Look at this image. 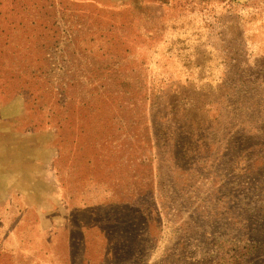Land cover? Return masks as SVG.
Here are the masks:
<instances>
[{
  "label": "rangeland",
  "instance_id": "obj_1",
  "mask_svg": "<svg viewBox=\"0 0 264 264\" xmlns=\"http://www.w3.org/2000/svg\"><path fill=\"white\" fill-rule=\"evenodd\" d=\"M20 243L264 264V0H0V264H47Z\"/></svg>",
  "mask_w": 264,
  "mask_h": 264
},
{
  "label": "trees",
  "instance_id": "obj_2",
  "mask_svg": "<svg viewBox=\"0 0 264 264\" xmlns=\"http://www.w3.org/2000/svg\"><path fill=\"white\" fill-rule=\"evenodd\" d=\"M114 56H116V54H114ZM110 59L111 58L109 56V59L108 60H106V61L104 60L103 61V65H104L103 67H107V68H110L111 69L114 65L118 64L121 61V58L119 56H116L115 58H113L112 61H110ZM112 79L115 80V81H118L119 80L120 82H122L121 83L122 84L121 85V88L123 90H130V89H132V87L129 85V82L126 81V79L123 80V81H121L120 77L118 76L116 78V75L115 74L113 75V78ZM39 111H41V107L39 108ZM82 204L85 205V203L83 202V200H80V202L78 203V205L81 206ZM111 204L114 205L113 202H111ZM83 243L80 244V245L82 246ZM38 244L39 243H30L28 245H21V243H20L17 246L18 247L25 246L26 247V251H27V253H25V254H28V252L30 251L31 253L28 254L29 256L32 255V254H34V257L44 260V263L53 264L54 262H56L58 260V257H61V258L64 259L63 262H65L63 264H70V261H69L70 259L69 258L71 256L67 255V253H63V254L60 253V255H59V252L57 250V251H54V252L52 251V254H50L49 250L48 249H44L43 246H41L40 249H39L38 248ZM81 252H82V250H81ZM26 257H28V256H26ZM31 258H33V256H31Z\"/></svg>",
  "mask_w": 264,
  "mask_h": 264
}]
</instances>
